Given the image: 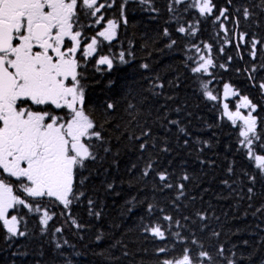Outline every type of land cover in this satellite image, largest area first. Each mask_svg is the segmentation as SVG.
<instances>
[{"label": "trees", "instance_id": "1", "mask_svg": "<svg viewBox=\"0 0 264 264\" xmlns=\"http://www.w3.org/2000/svg\"><path fill=\"white\" fill-rule=\"evenodd\" d=\"M102 2L106 5L102 10L105 16L103 23L114 19L120 27L117 39L111 45L103 41L102 37L98 38L103 42L97 55L113 58L114 66L109 71L106 66L93 63L96 59L93 57L87 61L86 67L81 68L84 73L82 83L86 89V108L91 110L93 118L105 124V103L112 102L117 106L115 114L108 116L110 123L105 124V128L113 152H119L116 157L119 165H112L113 157L109 155L102 163L91 164L85 172L89 176L85 190L96 201L94 207L103 209L101 218L88 214L87 203L74 204L71 216L82 225L78 229L68 216L61 214L67 210L48 202L50 211L55 213L49 224V235H39L40 226L31 214L29 226L35 235L28 242L20 240L10 244L5 241L4 233L0 230V264H12L13 260L16 264H37V261L39 264H67L68 260L72 264H157L156 249L160 246H167L170 250L163 255H178L185 243L175 236L169 235L163 241L144 238L139 218L129 216L125 210L126 201L132 196L142 201L141 207L155 203L163 208V213L154 210L156 217L161 218V223H168L162 220L163 215H172L183 226L179 229L173 227V232L179 231L188 241L197 239L204 245L203 250L209 251L214 257L217 255L216 249L223 246L226 256L231 257L235 253L232 258L237 260V264H264V178L258 177L255 185H251L244 175L245 172H252L253 175L256 172L244 158V150L237 147L239 125L233 126L223 116L222 103L227 102L229 108L234 109L239 98L232 97L220 103L203 98L201 82L194 80L185 67L187 56L193 54L187 51L186 45L192 41L176 32L179 22L168 11L170 0ZM214 2L218 8L228 7L226 0ZM254 3H259V0H233L234 7ZM108 4L111 6L108 7ZM234 7L233 15H236ZM256 11L258 13L259 9ZM125 19L126 24L123 23ZM227 23L231 25V21ZM92 26L97 28L99 25ZM165 29H168L169 36L164 35ZM217 29L218 26L213 25L210 18L203 21L197 42L205 40L213 43L214 60L218 65L225 64L226 68L217 67L212 70L214 78L205 76L202 79L210 80L209 89L214 94L222 95L223 85L229 83L241 95H247L258 106L253 115L258 117L259 132L264 129V94L256 85L264 82V53L258 47L255 60L250 58L247 46L242 47L239 53L234 47L225 46L224 52L219 53L217 49L220 43L213 40V33ZM241 30L264 37V23L256 28L241 20ZM171 40H176V44L169 47ZM121 51L125 53L126 63L119 61ZM228 57L232 58L230 63ZM145 63L149 65L148 69L141 67ZM252 67L257 68L255 73H251ZM249 75L254 79L249 80ZM157 78V82L165 84L164 89H157L162 93L159 97L149 91ZM174 84L179 86L173 87ZM168 96H172V99H167ZM129 102L136 104L138 110L131 124L127 123L130 119L126 111ZM175 108L181 111L177 113ZM165 113L169 119L180 120V126L187 129L189 136L178 134L174 125L168 126L170 132H165L162 127L167 124L163 119ZM117 123L121 125L119 130L113 127ZM142 127L150 128L159 138L158 147L164 146L166 139L171 149L170 153L158 150L149 153L156 161V169H167L172 173L170 181L173 184L181 182L179 177L184 172L192 177L190 181L184 182L186 194L180 200H176L175 189L154 190L160 184L155 177H140L144 160L139 159L141 154L136 147L139 142L128 139V136L139 135ZM184 139H189L187 147L183 145ZM205 141L207 146L203 143ZM201 148L203 151H199ZM200 160L205 163L201 164ZM230 163L234 168L232 175L226 171ZM132 164H136L137 168L130 172ZM223 180H228L232 187H226ZM113 181L119 195L104 190L105 183ZM249 186L254 189L251 200L247 193ZM22 211L27 213V209ZM198 212L206 215L207 219L201 221L196 215ZM185 216L189 219L185 220ZM201 225H206L203 231ZM53 227H62L63 232L53 237ZM213 232H219L220 236H213ZM100 234L103 239L97 242ZM55 240L60 243L66 240L68 243L58 251L54 246ZM187 246L194 250L197 248L190 243ZM18 247L21 250L27 248L31 254L13 257L11 253ZM40 249L44 252L42 257L37 255ZM61 251L64 255H60ZM125 251L129 255L125 256ZM217 264H226V261L217 257Z\"/></svg>", "mask_w": 264, "mask_h": 264}, {"label": "snow or ice", "instance_id": "2", "mask_svg": "<svg viewBox=\"0 0 264 264\" xmlns=\"http://www.w3.org/2000/svg\"><path fill=\"white\" fill-rule=\"evenodd\" d=\"M226 3L228 7L218 8L214 0H170L168 11L179 22L176 32L192 41L186 45L187 51L193 54L187 56L185 67L194 80L201 82L203 98L217 103L227 101L229 97L239 98L235 111L230 110L227 102L222 103L223 116L233 126L239 125L237 147L244 150V158L256 172L255 175L252 172H245L244 175L251 185H255L258 177L264 178V129L258 132V117L253 115L258 106L229 83L223 85L222 95L214 94L209 89L210 80L204 81L202 78H214L212 70L226 68V65H218L214 60L213 43L205 40L197 42V37L201 23L210 18L212 24L218 26L213 33V40L220 43L217 49L219 53L224 52L225 46L234 47L238 53L247 46L250 58L255 60L258 47L264 53V37L241 30V20L250 27L259 28L264 23L260 19L264 18V0L235 7L233 0H226ZM105 7L102 0H0V230L4 233L5 241L10 244L20 240L28 242L34 237L35 233L29 226V214L36 218L35 223L40 226L39 235H49V224L55 213L50 211L48 202L67 210L61 214L68 216L78 229L82 225L71 216L74 204L87 203L88 214L101 218L103 209L94 207L96 201L85 190L89 179L85 172L91 164L102 163L109 155L113 157L112 165H119L116 159L119 152H113L105 128V124L110 123L108 116L115 114L117 106L112 102L105 103V124L93 118L91 110L86 108V89L82 83L84 73L81 68L86 67L87 61L93 57H96L93 63L106 66L109 71L114 66L113 58L97 53L103 41L111 45L117 39L119 23L109 19L103 30L92 36L87 33L92 25L105 22L102 12ZM233 7L236 15H233ZM256 9H259L258 13ZM228 21H231V25ZM123 23L126 24L127 20ZM164 35H170L168 29L164 30ZM101 37L103 41L98 39ZM175 44L176 40H171L169 47ZM240 58L243 59V56ZM227 59L230 63L232 58ZM119 61L127 62L123 51L119 53ZM141 67L148 69L149 65L145 63ZM250 71L255 73L257 68L252 67ZM248 78L254 79L251 75ZM158 79L149 88L156 97L162 95L157 89L165 88L164 83L157 82ZM256 86L264 94V82ZM167 99H172V96ZM241 109H247V114ZM126 111L130 117L127 123L131 124L138 115L136 104L129 102ZM174 111L179 113L181 109L175 108ZM163 119L167 121L166 125H162L165 132H170L168 126L174 125L178 134L189 136L187 129L180 126V120L169 119L167 113ZM113 127L119 130L121 125L117 123ZM128 139L139 142L136 145L141 154L139 159L144 160L140 177H155L160 184L154 190L175 189L176 200H180L186 194L184 182L190 181L192 177L184 172L179 177L181 182L173 184L170 181L172 173L167 169L157 170L156 161L149 155L154 150L170 153L167 140L164 139V146L158 147L159 138L150 128L144 127L139 135H129ZM203 143L207 146L206 141ZM183 145L187 147L189 139H184ZM199 151H203V148ZM200 163L204 164L205 161L200 160ZM136 168L137 165L132 164L129 171ZM226 171L229 175L233 174L231 163ZM222 183L228 188L232 187L228 180ZM104 190L109 194H120L114 181L105 183ZM253 191L252 186L247 188L249 200ZM141 205L142 201L132 196L126 201L125 210L129 216L139 218L140 230L145 239L163 241L172 235L185 243L178 255L165 256L163 254L168 253L169 248L158 247L157 264H217V257L226 261V264H237V260L232 258L235 253L231 257L226 256L223 246L216 249L217 255L214 257L209 251L203 250L204 245L197 239L188 241L179 231L173 232V227H183L181 222L165 214L162 220L168 223H161V218L156 217L154 210L163 213L164 209L157 204ZM23 209H27V213ZM196 215L201 221L207 219L202 213ZM184 219L188 220L189 217L185 216ZM205 227L201 225V231ZM62 232V227L51 229L53 237ZM212 235L219 237L220 233L213 232ZM101 239L102 234L97 236V242ZM67 243L66 240L63 243L55 240V249L59 251ZM189 243L197 248L194 250L187 246ZM30 254L27 248L21 250L19 247L11 253L13 257H27ZM37 255L42 257L43 249ZM60 255L64 253L61 251ZM124 255L129 253L125 251ZM12 264H16V261L13 260ZM67 264H72L71 260Z\"/></svg>", "mask_w": 264, "mask_h": 264}, {"label": "rangeland", "instance_id": "3", "mask_svg": "<svg viewBox=\"0 0 264 264\" xmlns=\"http://www.w3.org/2000/svg\"><path fill=\"white\" fill-rule=\"evenodd\" d=\"M105 25H106V24H104V23L102 22V24L100 25L99 30H103V26L106 27ZM91 31L93 32V35H94V34L97 32V29L91 27ZM89 36H92V35L89 34ZM230 98H232V97H229L228 99H230ZM230 110L235 111L236 109L234 108V109H230ZM241 111H242L244 114H247V111H248V110H247V109H241ZM10 215H11V212H10Z\"/></svg>", "mask_w": 264, "mask_h": 264}, {"label": "flooded vegetation", "instance_id": "4", "mask_svg": "<svg viewBox=\"0 0 264 264\" xmlns=\"http://www.w3.org/2000/svg\"><path fill=\"white\" fill-rule=\"evenodd\" d=\"M92 28H95L94 26H92ZM99 28H100V25L96 28L97 29V31H99ZM88 35L89 34H91V35H93V33H92V31H91V28H88ZM79 55V54H78Z\"/></svg>", "mask_w": 264, "mask_h": 264}]
</instances>
